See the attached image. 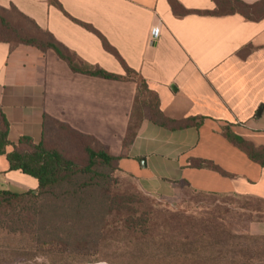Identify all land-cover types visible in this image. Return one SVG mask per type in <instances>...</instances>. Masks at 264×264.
<instances>
[{"label": "crops", "instance_id": "crops-1", "mask_svg": "<svg viewBox=\"0 0 264 264\" xmlns=\"http://www.w3.org/2000/svg\"><path fill=\"white\" fill-rule=\"evenodd\" d=\"M176 1L189 11L216 9L213 0ZM58 2L63 9L49 0H0V7L15 6L86 63L126 76L102 39L85 27L90 25L145 80L166 118H198L199 126L171 130L145 117L126 147L136 81L75 73L54 50L12 49L0 42V106L12 143L22 137L40 143L47 114L107 146L120 158V169L148 194L174 197L178 188H189L264 202V165L226 135L264 151V19L177 16L169 0ZM156 26L160 36L154 40ZM38 188L37 179L10 171L6 155H0V190L21 194ZM254 232L264 235V223Z\"/></svg>", "mask_w": 264, "mask_h": 264}, {"label": "rangeland", "instance_id": "rangeland-1", "mask_svg": "<svg viewBox=\"0 0 264 264\" xmlns=\"http://www.w3.org/2000/svg\"><path fill=\"white\" fill-rule=\"evenodd\" d=\"M140 85L128 140L149 111ZM53 195L0 207V264H264V202L178 188L148 194L129 174L102 167ZM27 193V192H25ZM24 194V193H21Z\"/></svg>", "mask_w": 264, "mask_h": 264}, {"label": "trees", "instance_id": "trees-1", "mask_svg": "<svg viewBox=\"0 0 264 264\" xmlns=\"http://www.w3.org/2000/svg\"><path fill=\"white\" fill-rule=\"evenodd\" d=\"M49 1L51 4L63 9L58 0ZM213 1L216 4V9L204 12L186 10L176 0H169L177 16H185L192 13L211 16L240 14L254 22L264 19V0L252 5L244 3L241 0ZM85 27L102 39L104 48L116 56L122 63L127 74L126 76H119L107 72L98 66L86 63L59 42L53 34L42 29L33 19L20 12L15 6L11 8L0 7V42L9 44L12 49L25 45L43 52L54 50L62 60L69 64L75 73L108 80L136 81L130 78V75H139L126 65L109 42L90 25H85ZM141 81L143 90L152 98L149 102V111L146 117H149L154 123L171 130L199 126V123H197L198 118H190L183 121H174L166 118L160 110L157 97L149 90L145 80L141 78ZM140 89L139 85V91ZM137 128L138 125L136 126L135 133ZM9 132V121L0 106V155H6L10 171H21L26 175L34 177L39 182V188L36 191H29L24 194L0 190V207L5 204L11 205L13 201L18 199H37L53 195L56 189L65 182L72 183L80 177L85 176L87 181L80 183V188L74 191L75 194L81 192V188L90 187L96 178L103 177L99 172L100 168L111 166L121 170L119 167L120 158L111 155L107 146L102 144L98 139L94 136L81 133L70 125L47 114L44 115L43 120L42 140L38 144L30 137H22L17 144H14L9 140ZM135 133L125 141L126 147L132 143ZM226 135L232 143L245 151L251 159L264 165L263 150L255 149L253 145L229 131L226 132ZM8 148H12L10 153H7ZM193 165L201 168L205 166V162H195Z\"/></svg>", "mask_w": 264, "mask_h": 264}, {"label": "built area", "instance_id": "built-area-1", "mask_svg": "<svg viewBox=\"0 0 264 264\" xmlns=\"http://www.w3.org/2000/svg\"><path fill=\"white\" fill-rule=\"evenodd\" d=\"M160 36V27L156 26L155 28H153L152 30V37L154 40H157Z\"/></svg>", "mask_w": 264, "mask_h": 264}, {"label": "water", "instance_id": "water-1", "mask_svg": "<svg viewBox=\"0 0 264 264\" xmlns=\"http://www.w3.org/2000/svg\"><path fill=\"white\" fill-rule=\"evenodd\" d=\"M144 160H142V162H143Z\"/></svg>", "mask_w": 264, "mask_h": 264}]
</instances>
